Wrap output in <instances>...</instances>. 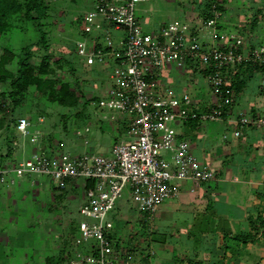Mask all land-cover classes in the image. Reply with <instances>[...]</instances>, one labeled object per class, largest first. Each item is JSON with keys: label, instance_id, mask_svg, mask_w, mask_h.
Listing matches in <instances>:
<instances>
[{"label": "built area", "instance_id": "built-area-1", "mask_svg": "<svg viewBox=\"0 0 264 264\" xmlns=\"http://www.w3.org/2000/svg\"><path fill=\"white\" fill-rule=\"evenodd\" d=\"M143 1L96 0L91 11L76 19L84 35L76 44L78 55L88 65L112 63L106 106L124 118L128 116L125 137L114 145L110 155L48 156L40 151L14 170L0 169V186L7 183L11 173L16 178L46 176L62 192L71 181L85 180L86 202L80 213L87 220L76 226L68 264H153L154 223L160 207L179 198L181 183L201 185L219 180L212 163L200 162L191 143L179 138L175 126L223 122L235 101L230 90L235 74L242 67L264 66V47L252 45L238 33L219 30L223 13L218 4L211 5L204 23L209 33L206 42L199 29L182 20H174L157 32L145 31L136 16ZM93 30L98 38L91 36ZM112 30L122 35L117 43ZM189 63L206 73L214 92L216 103L208 111L200 110L189 94L177 98L160 83L165 67L183 69ZM261 84L264 87V80ZM232 122L237 138L247 129L264 128V116L243 114ZM30 126L27 117L18 118L20 135L28 136ZM38 137L42 138L41 133ZM88 181L94 183L90 191L86 189ZM15 183L11 178L10 184ZM128 186L144 231L132 247L117 236L113 222L107 220Z\"/></svg>", "mask_w": 264, "mask_h": 264}, {"label": "rangeland", "instance_id": "rangeland-1", "mask_svg": "<svg viewBox=\"0 0 264 264\" xmlns=\"http://www.w3.org/2000/svg\"><path fill=\"white\" fill-rule=\"evenodd\" d=\"M48 1L52 10L39 21H22L19 14L8 18L9 27L0 38V56L4 49L16 54V59L7 67L13 74L18 71L25 48L30 49L31 63L34 65H40L45 56L52 57L49 78L69 83L77 93L78 103L75 106L52 103L31 87L22 98L21 105L16 107L9 98L10 81L0 83V162L3 154L9 155L4 157L1 169H16L21 163L18 162L30 158L42 143L46 144L48 156H108L118 143L117 138L125 137L124 123L128 116L124 118V115L114 113L106 106L112 70L97 71L95 65H88L86 59L76 51L77 42L84 39L80 31V20L76 19L89 10V2ZM178 1L184 7L192 3V0ZM204 1L209 2L201 0L197 4L200 10L206 5ZM160 2L150 0L148 6L157 12L162 10ZM215 3L225 9L222 21H229L228 30L235 32V28L240 25L249 32L247 36L258 37L264 45V0H215L211 5ZM156 12L157 17H160V13ZM173 15L180 18L183 13L180 16L175 10ZM136 16L144 28L147 15L136 12ZM39 24L47 33L48 48L37 45L41 35ZM156 29L149 27L148 32L153 33ZM95 34L93 30L91 36ZM111 36L114 43L120 39L115 30L111 31ZM59 59H62L59 64L54 63ZM175 72L179 73L178 70ZM193 75L194 72L188 73L187 70L181 85L169 92L177 98L189 94L195 100L201 98V95L211 100L214 92L208 80L200 72L195 77ZM259 79L260 76L255 74L248 87L257 85ZM163 81L166 83L168 78H161L160 83ZM20 117H27L31 122L26 137L20 135L16 128V121ZM205 132L210 135L208 144L211 145L213 134L210 129ZM39 133L42 138L38 137ZM33 137L35 142L30 141ZM221 137L216 136L218 139ZM187 140L192 142L189 137ZM7 162L10 167H4ZM11 178L16 179L14 185L10 184ZM84 182L83 179L71 181L67 191L62 192L46 176L32 174L16 178L15 174H9L0 192V264H68L69 253L74 251L72 230L80 221L87 220L80 213L86 202ZM139 217L128 186L107 217V220L113 222L117 236L125 240L127 246L132 247L143 237ZM156 225L158 222L155 220V229ZM145 244L141 243V246L146 247ZM62 247L68 249L67 254L62 251ZM154 249L159 252V246H154ZM47 259L51 261L46 262Z\"/></svg>", "mask_w": 264, "mask_h": 264}, {"label": "crops", "instance_id": "crops-1", "mask_svg": "<svg viewBox=\"0 0 264 264\" xmlns=\"http://www.w3.org/2000/svg\"><path fill=\"white\" fill-rule=\"evenodd\" d=\"M95 1L85 0L89 2L87 12L92 10ZM149 1L141 2L137 10L144 16L147 15L145 31L148 32L149 27L157 28L155 32L160 31L170 22L180 19L199 29L201 36L209 42L206 39L209 33L204 25L208 18L204 15L206 5H203L201 10L197 6L201 0H192L191 5L187 4L186 7L181 6L178 0H161L162 10L157 12H153L148 6ZM181 7L184 9L180 10ZM175 10L178 15L183 13V16H174ZM155 12L160 13V17H157ZM83 15L85 13L81 16ZM222 20L223 16L219 21V30L232 32L228 30L229 21L224 23ZM81 28L80 25V31ZM235 29V33L243 36L252 45L264 47L258 37L247 36L249 32L242 26L239 25ZM255 29L256 27L253 28ZM121 36L119 33L120 38ZM95 37L98 38L97 34ZM98 42L101 43L102 38H99ZM95 68L97 71L109 68L112 70V63ZM187 70L195 75L200 72L206 78V73L192 63L184 69L167 66L161 72V78H168L167 84L163 81V88L170 90L179 87L182 78L186 77ZM255 74L260 76L258 84L249 88V82L255 78ZM238 78L246 79L245 88L239 94L235 89L231 90L235 101L223 122L208 123L204 126L195 123L175 126L180 139L191 138L192 142H189L195 157L200 162L212 163L219 173V180L213 182L214 184L181 183L179 198L160 207L156 219L158 226L156 225L153 239V246H159V252H156L153 264H264V229L260 226V221L264 220V129L250 128L244 131L242 137L237 138L234 135L236 125L232 122L243 114L253 117L264 114V87L261 84L264 80V70L244 69ZM200 97L195 100L191 96V99L202 111H208L216 103L215 95L211 100L202 95ZM206 129H210L213 134L214 141L211 145L208 144L210 135L205 132ZM217 135L222 137L218 139ZM122 138H117V141ZM40 151L47 154L45 143L39 144L33 153ZM55 155L57 154L51 156ZM6 156L9 157L8 154L1 156V166ZM28 158H23L22 161ZM5 165L4 167H10L8 162ZM2 189L0 186V192ZM72 231L74 235L76 227ZM246 235H251V238L244 243L241 237ZM61 249L66 252L67 248ZM48 261L51 260L47 259L46 262Z\"/></svg>", "mask_w": 264, "mask_h": 264}, {"label": "trees", "instance_id": "trees-1", "mask_svg": "<svg viewBox=\"0 0 264 264\" xmlns=\"http://www.w3.org/2000/svg\"><path fill=\"white\" fill-rule=\"evenodd\" d=\"M208 1H204L206 4V13L204 15L206 18L210 16L211 3L215 0ZM218 8L224 11L223 7L219 5ZM51 10L52 6L48 0H0V38L9 27L7 23L9 17L19 14L22 21H39L46 18ZM38 26L40 28L42 25L39 24ZM40 34L37 45L48 48L47 33L40 28ZM23 53L24 58L20 60L16 74L7 70V67L16 59V54L8 49H4L0 56V83L10 81L9 98L14 106L18 107L21 105L22 98L31 87H34L41 96H46L47 100L52 103H57L61 106H66L67 104L75 106L78 103L77 93L69 83H61L55 78H49L52 57L45 56L40 65H34L31 63L30 49H23ZM61 60H56L54 63L59 64ZM244 69L246 71H263L264 66L242 67L235 74L230 90L235 89L237 94L244 90L247 82L244 78L242 80L238 78L240 72ZM93 184V182L88 181L86 189L88 191L92 190ZM260 226L264 229V220L260 221ZM249 238H251V235L243 236L241 237V241L247 243L250 240Z\"/></svg>", "mask_w": 264, "mask_h": 264}]
</instances>
